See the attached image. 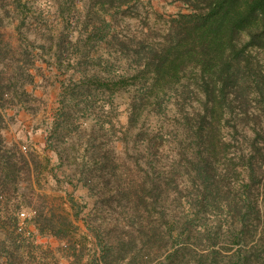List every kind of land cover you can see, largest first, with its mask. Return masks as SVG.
Masks as SVG:
<instances>
[{"label":"trees","instance_id":"16d2710c","mask_svg":"<svg viewBox=\"0 0 264 264\" xmlns=\"http://www.w3.org/2000/svg\"><path fill=\"white\" fill-rule=\"evenodd\" d=\"M140 1L88 0L84 6L88 18L85 32L77 39L75 32L65 27L66 20L72 21L65 16V9L61 11L64 23H49L43 14L31 16L36 33L32 41L27 39L38 50L35 59L52 51L59 70L75 53L92 60L90 69L84 70L77 63L78 68L61 81L59 137L67 136L64 131L70 129L76 113H89L92 102L129 93L126 133L133 134V161L123 167L117 164L114 174L118 180H132L122 190L133 213L140 215L151 206L161 208V216L170 227L166 232L152 223L148 237L155 242L162 240L168 252L167 246L184 234L194 237L195 228L202 234H197L198 242L208 243L204 247L217 246L218 235L226 234V249L240 248L228 253L223 264H251L264 253L259 203L262 192L264 202V0H176L189 12L172 17L165 32L121 36L114 25L116 16ZM28 4L27 0H13L0 7V19H17V12L27 19ZM18 30L23 33L21 26ZM103 48L108 50L106 54L99 53ZM16 52L13 42L0 40L1 191L19 190V178L26 167L28 172L33 168L25 154H20L19 162L14 160L18 153L5 154L11 148L2 134L1 123L13 106L6 99L15 93L16 80H21L23 95L28 94L26 85L36 80L31 73L28 80L23 79L28 69L16 66ZM82 105L84 110L78 111ZM17 106L32 110L27 102ZM181 180H193L192 188ZM181 185L190 189L188 195ZM173 192L176 196L171 200ZM6 200H0V209L5 208L0 222L20 229V205ZM124 202L119 200V204ZM177 203L192 212L195 207L197 210L191 218L184 217V234L176 236L174 228L181 221L175 212ZM137 218L123 224V234L116 242L101 246L99 264L119 263L137 247L140 236H135V231L149 229V222L145 226ZM53 221L38 210L33 218L40 231L54 229ZM214 223L216 234L211 226ZM200 247L204 248H184L185 257L192 253L196 257ZM179 251L168 258L173 259ZM220 255L217 250L200 253L197 263L221 264Z\"/></svg>","mask_w":264,"mask_h":264},{"label":"rangeland","instance_id":"374dc122","mask_svg":"<svg viewBox=\"0 0 264 264\" xmlns=\"http://www.w3.org/2000/svg\"><path fill=\"white\" fill-rule=\"evenodd\" d=\"M87 1L27 0L30 3L27 19L18 12L17 19H0V40L13 42L17 49L16 66L28 69L23 79H27L29 73L36 76L35 83L25 87L27 95L22 94L21 80H16L18 86L15 93L6 99L7 103L13 106L6 111V118L4 117L1 123L4 129L3 138L11 148V151L5 154L11 156L18 153L14 160L19 162L20 154L23 153L32 160L33 168L32 172H28V167L24 163L21 164L26 167V173L19 178L22 180L19 190H0V200L10 198L12 205H20L17 211L20 229L15 230L0 222V264H99L101 246L116 242L123 234V224L136 215L139 224L148 226L149 222V229L143 230L144 232L135 231V236H140L137 247L131 248L128 255L119 259L116 264H198L200 253L207 255L213 250L221 252L217 258L223 264L228 253H234L240 248L237 246L231 251L226 249V234L218 235L217 246L204 247V244L208 243L198 242V229L195 228L192 238L181 233L184 217L189 215L191 218L197 210L196 207L192 212L177 203L175 212H178V219L181 221L178 227L174 228L175 235L179 232L184 235L180 237V241L170 243L167 246L169 251L166 252L162 240L155 242L148 237L153 226L163 227L159 230L164 231L167 226L170 227L161 216V208L151 206L139 215L133 213L131 205L124 202L127 195H124L122 188L132 180H118L114 171L117 164L123 167L133 161L134 138L132 133H126L129 93L112 97L107 95L105 100L92 102V105H89V113H76L70 129L64 131L67 136L59 137L57 126L61 106V81L74 71V67L78 68L77 63H80L84 70L90 69L92 60L84 54L75 53L71 56V61L68 59L64 69L59 70L52 51L44 54L41 52L43 56L39 57V60L35 59L34 54L38 50H35L31 41L36 33L33 24L36 21H33L31 16L43 14L49 23L57 24L58 20L64 23L61 11L65 9V16L72 18V21L66 20L65 27L68 25L70 32H75L77 39L85 32L88 21L84 11ZM11 2L13 0H0V7L10 5ZM180 12L188 13L189 10L176 0H141L136 5L124 8L123 12L116 16L114 25L116 32L121 36L142 37L150 31L165 32L169 28L171 18ZM20 26L23 33L18 30ZM107 52L108 50L103 48L99 53ZM34 64L36 66H33ZM1 70L0 67V72ZM23 102L30 104L32 110L14 107ZM84 108L85 105H82L77 110ZM170 114L173 115L174 112ZM181 181L185 184L189 182V188H192L193 180ZM181 189L184 195L189 194L190 189L186 190L183 185ZM262 195L263 192L259 203L264 222ZM172 196L171 200L176 196L174 192ZM121 199L126 206L119 204ZM0 210L5 212V208ZM37 210L54 218L56 227H49L52 232L48 231L49 228L45 231L37 229L33 222ZM211 226L214 228L213 234H216L217 224ZM56 233L61 234L60 237L55 235ZM196 245L204 247L196 250L199 252L196 254L197 258L195 253L185 257L183 249L192 247L194 250ZM177 250H181L180 253L170 260L169 255ZM110 259L113 261V257ZM255 259L251 264H263L264 253Z\"/></svg>","mask_w":264,"mask_h":264}]
</instances>
